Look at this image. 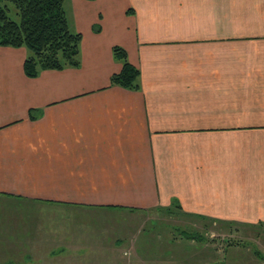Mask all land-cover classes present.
<instances>
[{
	"label": "crops",
	"instance_id": "crops-1",
	"mask_svg": "<svg viewBox=\"0 0 264 264\" xmlns=\"http://www.w3.org/2000/svg\"><path fill=\"white\" fill-rule=\"evenodd\" d=\"M68 1L78 66L30 77L0 45V264H112L153 212L185 232L167 260L221 264L189 231L264 226V0ZM115 46L138 89L111 85Z\"/></svg>",
	"mask_w": 264,
	"mask_h": 264
},
{
	"label": "trees",
	"instance_id": "trees-1",
	"mask_svg": "<svg viewBox=\"0 0 264 264\" xmlns=\"http://www.w3.org/2000/svg\"><path fill=\"white\" fill-rule=\"evenodd\" d=\"M66 0H0V45L28 48L25 73L35 77L46 68L62 69L80 64L82 33L71 29ZM12 4L19 19L10 16ZM122 69L111 76V85L140 87L139 68L128 60L120 46L113 48Z\"/></svg>",
	"mask_w": 264,
	"mask_h": 264
},
{
	"label": "rangeland",
	"instance_id": "rangeland-1",
	"mask_svg": "<svg viewBox=\"0 0 264 264\" xmlns=\"http://www.w3.org/2000/svg\"><path fill=\"white\" fill-rule=\"evenodd\" d=\"M11 11L10 16L19 19L16 8L9 4ZM65 8L69 16L70 7L69 1L66 2ZM104 216L110 220L111 226H117L123 223V219L128 221L131 218L128 214H122L120 211L108 210ZM174 216L165 213H154L150 217L145 218L143 224L136 225L126 231L125 234H130L134 238V247L125 244V248L121 251V256L112 258V264H181L182 262L176 258V261L167 260L164 257L166 245L168 246L166 235H174V238L181 237L185 232H182L181 227H170L165 221L170 222ZM143 219V218H142ZM264 222V221H263ZM127 226V222L125 223ZM124 226V227H126ZM200 230L189 231L190 234H198L202 237L214 238L215 245L220 247L221 264H264V226H205L199 227ZM172 231V232H171ZM151 234L152 240L142 241L145 250H137L136 245L137 235ZM154 240V241H153ZM150 241V242H149ZM153 241V242H152ZM13 244H15L13 242ZM5 245L0 242V247ZM179 248L180 245H179ZM14 264H44L47 259H10ZM173 261V262H172ZM180 261V262H179ZM117 262V263H116Z\"/></svg>",
	"mask_w": 264,
	"mask_h": 264
}]
</instances>
